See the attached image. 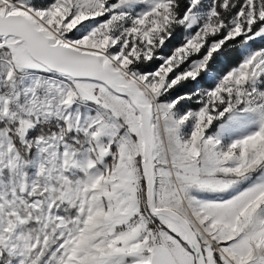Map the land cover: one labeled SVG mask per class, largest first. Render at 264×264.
<instances>
[{"label":"snow or ice","instance_id":"obj_1","mask_svg":"<svg viewBox=\"0 0 264 264\" xmlns=\"http://www.w3.org/2000/svg\"><path fill=\"white\" fill-rule=\"evenodd\" d=\"M0 264H264V0H0Z\"/></svg>","mask_w":264,"mask_h":264}]
</instances>
